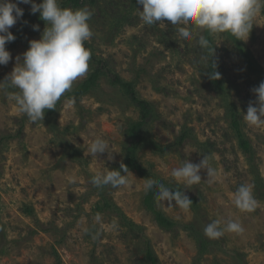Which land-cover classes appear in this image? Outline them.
I'll list each match as a JSON object with an SVG mask.
<instances>
[{
  "label": "rangeland",
  "instance_id": "374dc122",
  "mask_svg": "<svg viewBox=\"0 0 264 264\" xmlns=\"http://www.w3.org/2000/svg\"><path fill=\"white\" fill-rule=\"evenodd\" d=\"M81 1L79 9L93 12L89 25L94 35L86 41L93 56L134 82L139 98L157 114L145 128L148 142L138 153L140 163L154 180L183 187L200 208L182 209L175 201L169 206L155 197L154 209L176 224L165 232L145 205L149 192L142 190L145 179L138 173L129 171V183L116 189L90 183L95 174L121 165L127 128L140 117L107 77L89 94L72 95L94 72L96 61L91 58L88 73L60 98L55 115L45 110L35 124L9 98L18 89L0 86V264H148V240L158 264H264V126L252 127L243 119L249 103L257 99L253 89L264 78L247 69L228 33L212 34L213 58L225 87L217 92L208 79L206 49L198 43L204 31L194 29V38L185 40L177 31L182 23L146 25L137 0ZM65 3L58 0L61 8H71ZM18 7L23 16L9 31L22 38L5 45L12 58L0 65V83L7 82L18 56L23 63L29 42L40 40L47 27L39 12L31 13V4ZM239 42L264 75V9L254 18L247 40ZM231 106L250 142L248 155L231 127ZM181 136L188 138L175 149ZM97 137L107 141L108 149L93 155L89 147ZM204 156L217 169L213 181L206 169L200 171L202 181L191 186L171 176L184 162L199 164ZM242 184L251 186L257 201L252 212L233 204ZM215 219L222 224L236 221L244 231L209 239L204 227ZM127 222L142 230L128 228ZM98 230L102 235L92 239Z\"/></svg>",
  "mask_w": 264,
  "mask_h": 264
},
{
  "label": "clouds",
  "instance_id": "9594fccd",
  "mask_svg": "<svg viewBox=\"0 0 264 264\" xmlns=\"http://www.w3.org/2000/svg\"><path fill=\"white\" fill-rule=\"evenodd\" d=\"M18 3L31 4V13L39 12L47 27L40 40L29 42L28 50L23 53V63H20L19 56L16 58L17 64L6 77L7 82L0 83V86L7 84L18 89L10 93L9 98L35 124L43 120L46 109H55L60 98L72 90L74 82L88 73L91 50L84 45L94 35L89 25L93 12L87 8H61L58 0H43L40 4L34 0H18L17 3L0 0V65H7L12 58L5 45L15 40L9 29L23 16V9L18 7ZM137 3L143 6V11L139 12L144 24L152 26L164 20L173 25L182 23L185 26L177 31L185 40L194 38V29L209 34L229 33L237 40H247L254 18L264 9V0H137ZM33 30H39L38 25H34ZM198 43L203 48L209 45L203 35L198 37ZM206 59L208 61V57ZM214 74L219 77L218 72ZM253 91L257 99L255 103H249L243 119L249 126L260 128L264 126V81ZM107 149V141L100 137L89 147L93 155L105 153ZM120 169L109 170L106 174L97 173L90 183L98 189L125 186L129 183V170L123 163ZM201 169L207 170L210 182L216 178L217 169L211 166L210 156H204L199 164L184 162L171 171V176L176 182L191 186L202 181ZM153 189L156 190V199L167 201L169 206L173 201L182 209H189L192 205L183 191H171L163 183L145 179L142 190L147 193ZM233 204L240 211H254L257 201L251 186L240 185L234 193ZM95 220L100 222L101 215L97 214ZM111 227L115 229L118 224L113 221ZM243 231L241 224L233 220L222 224L220 219H215L204 227L205 236L213 240L223 237L226 232ZM101 235L98 230L92 234V239Z\"/></svg>",
  "mask_w": 264,
  "mask_h": 264
},
{
  "label": "trees",
  "instance_id": "16d2710c",
  "mask_svg": "<svg viewBox=\"0 0 264 264\" xmlns=\"http://www.w3.org/2000/svg\"><path fill=\"white\" fill-rule=\"evenodd\" d=\"M82 2L83 1L81 0H66L65 7L71 6V8L73 9H79L80 7L83 6ZM36 21H40V18H36ZM14 36H15V40L12 42H8V44H14L22 38V36L20 35H14ZM204 36L209 41L208 47L205 48L206 54L209 58V62L207 64L208 79L214 90L223 93L225 91L223 82L220 76L216 77L214 74L216 72L219 73L220 69L217 61L213 58L215 46L213 43L212 34H209L207 31H204ZM228 36L235 43L237 50L240 52V55L243 57L247 69L251 73H258L260 75V78H264L262 70L254 61V59L251 57V55L248 54V52L243 48L239 40H237L235 36H232L229 33ZM84 46L87 49H90L89 45L86 42ZM91 58L96 61V68L94 72L91 73L88 76V78L78 86V88L73 92L72 95L79 98L89 94L97 87L99 81L103 77H107L112 86L119 87L121 89L124 96L131 102V104L134 106L135 109L139 111L140 114L139 120L130 123L127 128L125 156L123 158L122 163L127 166L129 171H134L138 173L144 179H153V176L149 173V171L146 170L140 163L138 153L142 149V147L146 145V143L148 142L144 136L145 128L148 126L149 123H151L157 117L154 107L148 101L139 98L138 93L135 89L134 82H127L123 80L118 74L108 69V65L105 62L96 60L92 52H91ZM58 104H60V101H58L56 105ZM230 110L231 112L229 118L231 120V127L234 129L236 133V137L238 139L239 146L241 147L242 151L248 155L251 153L250 152L251 145L249 140L246 139V136L241 130L240 120L238 118L240 115L233 110V106H231ZM46 112L51 116L55 115V109H46ZM187 138H188L187 136H181L175 142L173 147L175 149L179 148L178 146L184 144V141H186ZM148 145L155 146L156 144H154L153 142H149ZM116 168L117 170H121L120 166ZM169 188L171 191L181 190L185 193L184 188L181 186L169 187ZM185 195L187 194L185 193ZM155 197H156V190L153 189L149 191L145 199V205L152 212L154 216V220L157 223L158 227L165 232H171L175 228L176 224L173 221L167 219L162 213L157 212L154 209L153 201ZM188 198L192 201V205L190 206L191 209L200 208V203L195 197L188 196ZM127 226L132 230L135 228L142 230V228H139L133 222H127ZM147 246L148 247L146 249V261L148 262V264H158L157 258L155 257L154 252L151 249L149 240L147 241ZM57 264H62V263L60 260H58Z\"/></svg>",
  "mask_w": 264,
  "mask_h": 264
}]
</instances>
